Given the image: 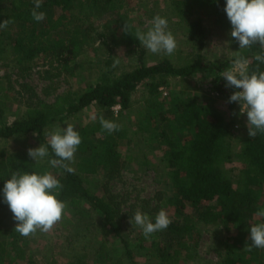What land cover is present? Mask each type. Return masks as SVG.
Segmentation results:
<instances>
[{
  "label": "trees",
  "instance_id": "trees-1",
  "mask_svg": "<svg viewBox=\"0 0 264 264\" xmlns=\"http://www.w3.org/2000/svg\"><path fill=\"white\" fill-rule=\"evenodd\" d=\"M120 1L43 0L38 11L46 13V17L37 22L31 15L34 0H0V23L6 19L13 21L7 28L0 29V52L13 47L20 62H25L24 68L40 57H54L67 65V61L74 59L83 45L81 24L89 16L103 17L118 13ZM173 1L181 19L194 14L197 6H203L215 16L216 22L232 29L224 11L226 0ZM76 11H80L82 17ZM56 14L58 16L55 18ZM70 26H75V29ZM186 29L190 40L201 50L205 48L208 32L203 21L198 18L189 20ZM57 31L66 38L51 40L52 32ZM130 42L128 45L131 50L134 48L138 62L133 69L117 74L109 57L105 61L107 69L101 71V80L85 91L66 90L51 102L29 105L23 115L11 122H5L0 115V139L36 134L49 152L45 164H37L24 154L19 158L0 154V193L3 194L6 180L14 173L51 172L63 185L58 199L65 202L72 212L83 214L86 205L100 212L102 226L120 240L127 264H137L136 255L144 253L154 262L163 264H180L196 259L198 227L201 223L220 225L228 233L235 232L231 235L233 240L227 255L219 264H264V248L253 247L251 251L245 248L247 244L251 245L250 227L259 221L255 214L264 209V133L258 132L256 138H251L245 126L246 138L241 150L236 152L232 139L237 119L228 118L214 100L180 91L171 96L168 106L165 105L161 92L172 83L173 78L193 76L201 70L215 72L221 66L206 63L202 53L184 65H176L168 57L148 64L146 50L136 39L133 28L130 29ZM261 53H264V49L258 44L239 50L238 54L249 61V74L264 71V63L255 60V56ZM142 85L145 89L142 99L146 106V117L139 119L141 133H136V137L141 134L139 141L144 143L147 135L151 144H157L163 150L160 163L166 171L169 187L168 190H158L154 203L147 201L142 213L155 222L157 213L164 209L172 222L167 229L149 238L142 231L139 246L133 247L123 231V220L132 217L133 213L124 214L121 203L108 187H105L108 194H98L86 182L87 176L99 171H104L108 180L121 175L125 161L119 144L126 134L120 130L109 134L102 129L99 117L102 115L107 120L119 121L124 112L132 107V96ZM215 89L230 99V93L219 76ZM93 105L98 107V118L94 124L86 125L79 131L82 140L77 149L79 160L75 165L65 162L75 172L68 173L61 167H52L49 161L57 157L45 135L50 124L57 118L78 115ZM116 105H120L117 117L113 109ZM155 122H158V126ZM184 128L194 131L184 135ZM139 145L142 146L141 143ZM235 160L242 165L238 171L234 167H227ZM134 210L137 211L136 208ZM71 223L64 214L61 224L67 227ZM0 246L3 251L4 246ZM108 254L110 256L111 251ZM97 256L103 264H112L105 263L112 256L103 258L101 253ZM122 258L119 257L118 262L122 263Z\"/></svg>",
  "mask_w": 264,
  "mask_h": 264
},
{
  "label": "rangeland",
  "instance_id": "rangeland-1",
  "mask_svg": "<svg viewBox=\"0 0 264 264\" xmlns=\"http://www.w3.org/2000/svg\"><path fill=\"white\" fill-rule=\"evenodd\" d=\"M173 0H121V8L118 13L103 17L89 16L81 24L80 37H84L81 49L74 59H69L67 65L63 61L53 58L40 57L31 62V66L24 68L25 62H20L18 54L8 48L0 52V115L5 122H11L16 117L23 115L29 105L37 106L42 102L53 101L59 93L66 90L81 93L91 84L101 80L102 70L107 69L105 61L111 57L112 67L116 59L119 64L114 67L117 74L125 70L133 69L137 64L134 48L130 49V29L135 33L147 32L151 27V21L156 15L168 20V29L175 37L177 47L173 54H153L146 50L148 64L155 63L164 57L170 58L176 65H184L191 62L199 53L209 64L221 66L215 72L205 70L198 71L193 76H178L172 79V83L161 92L165 105L170 104L171 96L180 91L187 94L200 95L202 98L212 99L218 107L226 113L228 118H236L233 129V143L236 152L241 150L246 138L245 126L247 115L240 114L239 102H229L225 96L216 92L215 84L219 79L226 87V80L221 73L232 67L239 53L238 42L230 36L232 29L216 22L215 16L203 6H197L195 13L181 19L176 13ZM82 17L80 11H76ZM58 14L55 15V18ZM201 19L208 32V42L202 50L190 40L186 25L189 20ZM179 21V22H178ZM130 25L128 33L123 31L124 25ZM75 29V26H70ZM66 35L60 31L52 32L50 39H63ZM130 49V50H129ZM119 55V56H118ZM118 56V57H117ZM101 77V78H100ZM230 96L239 89L229 88ZM144 86H140L132 96V107L124 112L123 117L115 122L121 126V133L126 134L120 139L119 148L125 161L121 175L108 180L104 171L87 176V182L92 191L98 194L110 193L116 196L121 203L124 214L136 212L134 208L143 212L147 201L154 203L158 190H168L166 171L161 165L160 157L163 150L157 144H151L148 136L144 137V143L139 141L136 133H141L138 128L139 119L146 117V106L143 102ZM97 106H89L78 115L55 119L49 127V131L62 130L71 124L74 130L79 131L86 125H92L97 120ZM115 117L119 115L116 110ZM118 113V114H117ZM121 115V114H120ZM112 121V120H110ZM114 122V121H113ZM158 126V122H155ZM48 131V132H49ZM194 129H183V134L188 135ZM48 139V137H47ZM142 139V136L141 138ZM148 142V143H147ZM142 144L140 146L139 144ZM150 143V144H149ZM46 146L36 134L17 135L10 139H0V154L15 156L24 154L29 159V148ZM80 153L74 154L73 164L79 160ZM33 160V159H32ZM47 156L39 163L45 164ZM239 161L227 164L238 171L241 167ZM1 180V178H0ZM107 183V184H106ZM264 203V196L262 197ZM84 213H74L66 205L64 214L72 222L67 227L61 221L49 233L40 231L23 237L15 232L16 221L8 205L4 202L0 193V264H103L98 254L103 258L112 256L105 263L127 264L123 255L120 240L108 229L102 226L103 219L97 210L86 205ZM135 211V212H134ZM261 219V220H260ZM130 216L123 220V231L133 247L139 246L142 229L132 225ZM256 223L264 222L259 218ZM220 225L201 223L198 227L197 258L181 262L180 264H219L227 255V250L232 243L231 235ZM105 244L103 245V243ZM108 251H111L109 256ZM144 253V252H143ZM122 258V263L118 258ZM116 260L113 262V260ZM137 264H163L154 262L144 254L136 255Z\"/></svg>",
  "mask_w": 264,
  "mask_h": 264
},
{
  "label": "clouds",
  "instance_id": "clouds-1",
  "mask_svg": "<svg viewBox=\"0 0 264 264\" xmlns=\"http://www.w3.org/2000/svg\"><path fill=\"white\" fill-rule=\"evenodd\" d=\"M42 3L43 0H34L31 10V15L37 22L46 17V13L38 11ZM224 11L232 26L230 36L238 42L239 49L251 48L256 44L264 49V0H226ZM12 22L9 19L4 20L0 23V29L7 28ZM129 29L130 25L125 23L123 31L128 33ZM167 29L168 20L156 15L147 32L138 29L135 37L151 53L171 55L177 43L172 32ZM255 60L264 63V53L257 54ZM119 62V59H116L113 67ZM231 63L232 67L221 73V77L226 80V87L239 89L230 96L229 102H239L240 114H247L248 135L256 138L258 132L264 133V71L249 74V61L239 54ZM99 121L102 129L109 134L121 130L119 124L105 119L102 115ZM45 135L48 137V145L57 157L49 161L50 165L74 173L75 169L65 162L74 161V154L82 142L78 131L68 124L62 130H52ZM28 155L38 164L49 152L46 146L40 145L37 148H29ZM62 188L63 185L51 172H17L6 180L3 197L14 221L17 222L14 231L23 237H29L37 231L47 234L53 230L62 220L66 208L65 202L58 199ZM255 215L264 218V209ZM129 222L139 226L143 235L149 238L152 234L167 229L172 221L164 209L157 213L155 222L137 209ZM249 231L251 245L247 244L245 248L249 251L253 247L264 248V222L252 224Z\"/></svg>",
  "mask_w": 264,
  "mask_h": 264
},
{
  "label": "built area",
  "instance_id": "built-area-1",
  "mask_svg": "<svg viewBox=\"0 0 264 264\" xmlns=\"http://www.w3.org/2000/svg\"><path fill=\"white\" fill-rule=\"evenodd\" d=\"M240 107H241V106H240ZM119 108H120V105H116V106L113 107V109L116 110V112H118V109H119ZM244 114H246V113H244Z\"/></svg>",
  "mask_w": 264,
  "mask_h": 264
}]
</instances>
